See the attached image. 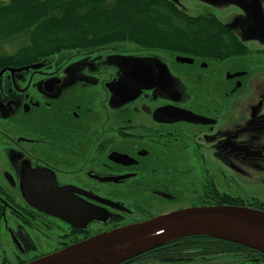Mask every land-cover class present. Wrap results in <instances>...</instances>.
<instances>
[{
  "label": "flooded vegetation",
  "instance_id": "flooded-vegetation-1",
  "mask_svg": "<svg viewBox=\"0 0 264 264\" xmlns=\"http://www.w3.org/2000/svg\"><path fill=\"white\" fill-rule=\"evenodd\" d=\"M247 1L179 0L183 25L220 31L191 52L0 63V264L181 209L264 211V0ZM117 264H264V254L194 235Z\"/></svg>",
  "mask_w": 264,
  "mask_h": 264
},
{
  "label": "trees",
  "instance_id": "trees-1",
  "mask_svg": "<svg viewBox=\"0 0 264 264\" xmlns=\"http://www.w3.org/2000/svg\"><path fill=\"white\" fill-rule=\"evenodd\" d=\"M172 0H10L0 2V41L23 36L13 55L0 63L53 56L60 52H94L131 44L138 49L191 52L217 40L220 31L191 26Z\"/></svg>",
  "mask_w": 264,
  "mask_h": 264
},
{
  "label": "water",
  "instance_id": "water-1",
  "mask_svg": "<svg viewBox=\"0 0 264 264\" xmlns=\"http://www.w3.org/2000/svg\"><path fill=\"white\" fill-rule=\"evenodd\" d=\"M172 1L178 3L179 0ZM206 1L220 3L226 0ZM235 1L241 7L249 8L247 0ZM122 58L129 66L157 62L154 58ZM184 59L187 58L178 57V60ZM121 76L125 81L130 79L129 71L127 74L122 72ZM194 235L222 238L264 254V211L236 205L181 209L104 232L27 264H117Z\"/></svg>",
  "mask_w": 264,
  "mask_h": 264
},
{
  "label": "rangeland",
  "instance_id": "rangeland-1",
  "mask_svg": "<svg viewBox=\"0 0 264 264\" xmlns=\"http://www.w3.org/2000/svg\"><path fill=\"white\" fill-rule=\"evenodd\" d=\"M10 0H0V2H8ZM181 3L183 5V7L185 9H190V7L188 6L187 0H181ZM25 38L23 36H19V37H15L13 39L10 40H6V41H0V53L1 54H6V55H13L17 49L22 46L25 43ZM133 50H139L138 48H136V46L131 45V44H122L119 46H113V47H107V48H103L100 50H96V51H125L127 53L132 52ZM94 51V52H96ZM153 52V51H152ZM155 52V51H154ZM75 52L72 51H68V52H60L56 55H70L73 54Z\"/></svg>",
  "mask_w": 264,
  "mask_h": 264
}]
</instances>
